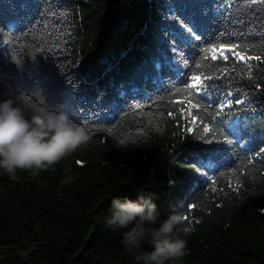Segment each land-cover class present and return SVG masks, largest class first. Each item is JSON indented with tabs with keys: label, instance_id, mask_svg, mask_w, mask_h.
Returning <instances> with one entry per match:
<instances>
[{
	"label": "trees",
	"instance_id": "obj_1",
	"mask_svg": "<svg viewBox=\"0 0 264 264\" xmlns=\"http://www.w3.org/2000/svg\"><path fill=\"white\" fill-rule=\"evenodd\" d=\"M238 41H264V6L0 0V100L14 99L27 116L63 111L89 136L36 177L0 172V264H138L123 230L105 218L113 199L140 194H153L162 219L190 215L181 233L186 254L173 264H264V154L255 155L264 147V59L248 62L250 77L230 53L205 61L197 74L228 69L206 81L219 86L207 111L205 101L176 91L200 48ZM244 54L264 57V48ZM228 91L245 102L215 117ZM189 99L202 105L191 115ZM203 124L214 131L204 133ZM150 250L144 242L140 251Z\"/></svg>",
	"mask_w": 264,
	"mask_h": 264
},
{
	"label": "clouds",
	"instance_id": "obj_2",
	"mask_svg": "<svg viewBox=\"0 0 264 264\" xmlns=\"http://www.w3.org/2000/svg\"><path fill=\"white\" fill-rule=\"evenodd\" d=\"M88 140L85 128L63 111L40 108L27 116L14 99L0 100V172L11 179L17 170L36 177L53 169ZM71 179L66 177L65 183ZM105 223L113 230H123V246L129 253H138V264H173L186 254L182 215L169 213L162 219L153 194H140L136 200L113 199ZM144 242L150 251H140Z\"/></svg>",
	"mask_w": 264,
	"mask_h": 264
},
{
	"label": "snow or ice",
	"instance_id": "obj_3",
	"mask_svg": "<svg viewBox=\"0 0 264 264\" xmlns=\"http://www.w3.org/2000/svg\"><path fill=\"white\" fill-rule=\"evenodd\" d=\"M245 5L247 7H252L253 5H260L264 6V0H244ZM240 23H243V21H239ZM188 32L191 33L192 37L199 41L201 40V36L197 35L191 28L188 29ZM223 35V34H221ZM243 48L244 52H247L250 49L253 48H264V41H261L260 44H252L249 42H244V41H238V42H229V43H209L206 46L200 48V52L203 54L200 58V61L196 64L195 70H193L190 79L188 82L184 84V87L182 89H177V92L181 91H187V95L189 97H195L196 99H201L205 101L204 105V111H207L208 108L212 107V96L214 93L219 92V86L216 84H208L206 81H211V80H220L223 78L225 74L228 73V69L224 68L223 71L219 76H206L203 75V73L197 74L203 63L205 61H212L215 62L219 59H222L223 61H228L229 60V53L231 54L232 57L235 58L236 62H243L249 69L248 75L249 77L251 76V68L252 66L248 63L249 61H261L264 59L261 55H245L244 52L239 51L238 49ZM257 87H260V85H257ZM233 96L232 91H228L225 94V100L223 102H220L219 99L216 101V111L214 113L215 117H220L225 114L226 109H231L233 106V103L235 105H241L245 101L242 99H231L230 97ZM183 103V101H180ZM189 107V112L188 114L191 115V109H200L202 105L200 103H194L192 99H189L187 101ZM183 111V109H181ZM169 115H172L171 112H169ZM197 119L196 116H193V122H195ZM189 132L192 131L191 128L188 129ZM214 129L210 128L208 124H203V132L204 133H211L213 132ZM221 136L223 137V140L228 141L229 143L231 142L229 140V136L221 132ZM123 143V141H121ZM262 154H264V147H261L258 152L255 153L256 157H260ZM252 160L249 159V163H251ZM197 205L195 204H188L187 208L189 211L192 209L196 208ZM182 219L184 222H188L191 224L190 220V215H182ZM186 231H189V228L186 227Z\"/></svg>",
	"mask_w": 264,
	"mask_h": 264
}]
</instances>
